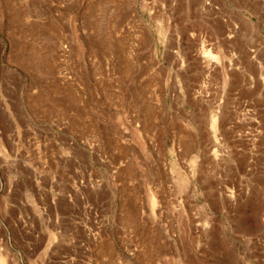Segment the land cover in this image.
<instances>
[{"label":"rangeland","instance_id":"374dc122","mask_svg":"<svg viewBox=\"0 0 264 264\" xmlns=\"http://www.w3.org/2000/svg\"><path fill=\"white\" fill-rule=\"evenodd\" d=\"M0 264H264V0H0Z\"/></svg>","mask_w":264,"mask_h":264}]
</instances>
